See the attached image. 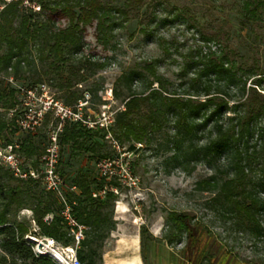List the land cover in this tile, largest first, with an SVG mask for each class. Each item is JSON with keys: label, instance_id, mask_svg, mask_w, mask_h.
<instances>
[{"label": "trees", "instance_id": "1", "mask_svg": "<svg viewBox=\"0 0 264 264\" xmlns=\"http://www.w3.org/2000/svg\"><path fill=\"white\" fill-rule=\"evenodd\" d=\"M244 10L246 18L253 20L264 10V0H248ZM116 12L124 9L108 6L103 0L4 3L0 10V75L22 82L31 73L33 81L24 84L33 85L46 83L45 77L54 73L64 81L60 85L64 95L58 98L69 106L76 105L84 99L85 92L76 87L79 85L71 77L83 69L69 66V77L64 79L65 67L82 52L84 32L89 27L95 29L97 42L107 46L108 33L117 28L116 21L111 19ZM34 56L49 68L39 72ZM195 64L184 93H170L162 79H157L159 89L151 87L147 93H136L134 84L142 82L143 74L133 71L122 75L118 83L124 84L128 96L123 101L124 110L116 114L111 133L122 145H143L151 144L157 134L171 129L172 155L164 164L173 161L184 168L205 164L211 174L196 183V190L209 194L207 207L236 219L244 232L262 237L264 69L257 63L240 67L228 54L217 52L202 56ZM18 104L16 88L7 83V87L0 89V147L19 140L22 154L37 162L45 152L47 135L40 138L41 131L19 135L16 119L9 118V112ZM97 138L106 140L104 131L67 125L60 136L61 150L70 146L73 151H88L87 143ZM93 142L94 146L102 145ZM59 171L67 179L68 187L78 190L66 193L74 217L86 227L78 258L82 264H103L105 243L117 228L113 219L116 198L113 194L105 199L95 198L93 194L105 183L88 170L80 169L70 177L62 170L60 160ZM14 206L33 212L40 235L64 246L74 242L60 216L63 205L55 194L39 182L16 179L0 166V264H60L51 256L34 252V244L26 238L31 224L11 218L10 209ZM48 215H54L50 223L45 222ZM168 221L182 236L186 217L172 214Z\"/></svg>", "mask_w": 264, "mask_h": 264}, {"label": "rangeland", "instance_id": "2", "mask_svg": "<svg viewBox=\"0 0 264 264\" xmlns=\"http://www.w3.org/2000/svg\"><path fill=\"white\" fill-rule=\"evenodd\" d=\"M11 1L0 0V10ZM246 1L103 0L108 6L124 9L112 15L117 28L108 33L107 46H103L96 40L95 29L89 27L84 32L82 52L65 67L63 77H69V66L83 69L71 79L78 83L76 87L81 92L90 93L92 99L86 114L96 120L103 114L115 118L124 110L128 91L118 80L133 71L143 74L142 82L134 84L136 93H147L151 87L159 89L157 79L163 80L170 93H184L195 63L210 52L228 54L240 67L257 63L264 69V10L248 20L244 10ZM35 11H39L38 6ZM33 59L39 72L49 68L35 56ZM32 76L27 73L22 82H15H32ZM10 78L0 75V89L7 87ZM44 81L57 98L64 95L60 88L64 81L57 75L51 73ZM47 130V127L41 130L40 138ZM172 135L173 131L166 129L151 144L143 145H122L117 141L120 150L101 138L93 140L99 141L100 146L89 141L88 151H73L67 146L62 150V170L70 177L80 169L88 170L99 178L95 164L100 159L129 165L137 186L122 187V199L115 196V235L126 238L123 250H128L130 240L138 236V253L145 264H264V236L257 238L244 232L236 219L208 208L209 194L196 190V183L205 180L211 170L203 163L195 168L194 164L179 167L173 161L164 164L172 155ZM118 200L128 210L120 216L116 214ZM10 214L12 219L28 221L32 227L29 235L35 234L38 226L33 223L31 210L14 206ZM172 214L186 217L182 236L168 221ZM261 219L264 223V217ZM108 244L117 250L116 239L109 237Z\"/></svg>", "mask_w": 264, "mask_h": 264}, {"label": "built area", "instance_id": "3", "mask_svg": "<svg viewBox=\"0 0 264 264\" xmlns=\"http://www.w3.org/2000/svg\"><path fill=\"white\" fill-rule=\"evenodd\" d=\"M8 82L18 92L19 104L9 112V118L16 119L19 135L37 134L47 127V143L44 154L37 162L35 159H27L22 154L19 140L0 147V166L8 169L16 179L39 182L46 191L55 194L63 205L60 216L69 227L74 242L71 246H64L53 238L40 235L39 228L35 229L34 235H27L26 238L36 246L34 252L37 255L51 256L60 264H82L77 251L85 239L86 227L74 217L72 206L66 197L68 191L78 190L75 187L69 188L67 179L59 171L62 151L60 136L67 125L77 124L89 130L104 131L106 140L111 141L114 148L120 150L119 143L111 133L115 118L103 114L94 120L91 115L86 114L92 99L89 92H86L84 99L76 105L69 106L57 98L46 83L19 84L14 78H10ZM95 168L99 178L105 183L101 190L93 194L95 198L105 199L113 194L122 199L124 198L120 193L122 187L137 186L128 164L100 159L96 162ZM116 203L118 205L122 202L118 200ZM53 219L54 215H48L45 222L50 223ZM33 223L36 222L33 220Z\"/></svg>", "mask_w": 264, "mask_h": 264}, {"label": "crops", "instance_id": "4", "mask_svg": "<svg viewBox=\"0 0 264 264\" xmlns=\"http://www.w3.org/2000/svg\"><path fill=\"white\" fill-rule=\"evenodd\" d=\"M117 208H118V211L116 212L117 216H120L128 212V210L125 209L124 206H122V204L120 203L117 205ZM115 231L116 230L111 232L110 237L116 239V241L118 242L116 246L114 245L117 250L109 248L108 246L109 238H108L105 243L106 250L104 251V254H103L104 263L105 264H145L144 259L142 260V258L140 257V254L138 253L140 249V238H138V236L135 235L134 238L130 240L129 249L123 250V247L125 246L124 242H126L127 240L126 238H123L122 236H120V234L116 236ZM156 231L157 229L154 228L152 232L155 233ZM131 250L132 252H134L133 254H131ZM119 256L120 258H118Z\"/></svg>", "mask_w": 264, "mask_h": 264}]
</instances>
